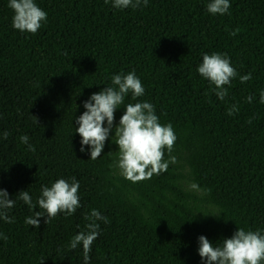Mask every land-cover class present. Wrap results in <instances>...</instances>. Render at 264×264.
Segmentation results:
<instances>
[{"label": "trees", "instance_id": "16d2710c", "mask_svg": "<svg viewBox=\"0 0 264 264\" xmlns=\"http://www.w3.org/2000/svg\"><path fill=\"white\" fill-rule=\"evenodd\" d=\"M35 2L47 22L32 35L13 29L9 0H0V188L10 199L28 191L35 203L41 186L75 177L81 207L34 228L24 223L33 212L17 199L9 213L15 223L0 220L8 237L0 239V264H84L82 249L67 245L92 209L109 222H99L90 264H203L202 235L215 245L241 227L264 234V0H230L223 16L206 11L209 0H148L123 11L105 0ZM212 52L227 54L238 73L225 101L196 71ZM133 70L145 94L125 98L93 161L88 146L80 152L75 118L113 75ZM143 101L161 124H172L177 162L132 183L112 167L113 137L125 105ZM232 104L240 111L229 116ZM193 183L200 196L188 189Z\"/></svg>", "mask_w": 264, "mask_h": 264}, {"label": "clouds", "instance_id": "9594fccd", "mask_svg": "<svg viewBox=\"0 0 264 264\" xmlns=\"http://www.w3.org/2000/svg\"><path fill=\"white\" fill-rule=\"evenodd\" d=\"M105 3H111L114 9L123 11L147 7L148 0H105ZM8 7L14 13L12 27L20 33L35 35L47 22V12L41 9L35 0H9ZM230 8V0H209L206 5V11L213 16L229 14ZM240 31V28H236L230 35L234 37ZM196 71L209 83V91L220 101L226 100L231 82L238 76L230 57L218 52L203 54L202 63L197 66ZM251 78V73L239 76L242 84ZM129 94L133 101H137L145 94L135 70L126 75L123 73L113 75L111 86L92 94L84 102V113L75 118L78 125L75 132L81 137L80 152L84 153L85 146H88L91 160L94 161L101 156L105 142L113 131L114 114L121 105H124ZM254 99L252 96L246 97L248 103H252ZM259 103L264 105V91L260 92ZM124 108L125 112L120 118L119 125L115 127L113 139L119 150L112 167L117 168L119 174L132 183L149 180L154 175L166 172L170 164L177 162L176 157L172 155L177 140L172 124H161L155 107L150 102L128 103ZM239 111V106L232 104L227 110V115L232 116ZM34 120L38 124V118L34 117ZM251 122L249 119L248 123ZM8 136L9 133H3L4 139ZM19 140L22 144L28 145L29 151H35L27 135L20 136ZM165 152L168 159H165ZM79 188V181L75 177L70 181L59 178L50 186H41L35 203L28 191H20L16 199H10L9 193L0 188V220L8 224L15 223V218L10 217L9 213L15 207L17 199L23 201L33 212L25 218L24 223L34 228L40 227V218L43 217H46L44 223L48 224L61 213L65 217L72 216L81 207ZM191 188L198 189L199 185L193 183ZM37 208L39 211H34ZM84 219L87 221L84 230L74 235L67 247L69 250L82 249L84 264H90L93 242L100 235L99 222L108 223L109 220L96 209L86 213ZM0 239L6 241L8 237L0 233ZM198 254L203 264H264V234L260 230H246L241 227L231 238L215 245L202 235L199 237Z\"/></svg>", "mask_w": 264, "mask_h": 264}, {"label": "rangeland", "instance_id": "374dc122", "mask_svg": "<svg viewBox=\"0 0 264 264\" xmlns=\"http://www.w3.org/2000/svg\"><path fill=\"white\" fill-rule=\"evenodd\" d=\"M187 187H188V189H189L190 191H192L193 193H195L196 196H200V195H201V193H200L199 191H197L196 189H192V188H191V184H189Z\"/></svg>", "mask_w": 264, "mask_h": 264}]
</instances>
